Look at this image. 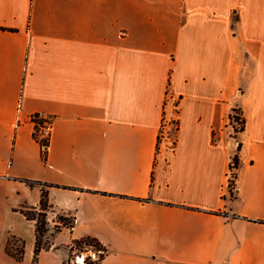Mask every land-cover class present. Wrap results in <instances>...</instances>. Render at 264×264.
<instances>
[{"label": "crops", "instance_id": "obj_1", "mask_svg": "<svg viewBox=\"0 0 264 264\" xmlns=\"http://www.w3.org/2000/svg\"><path fill=\"white\" fill-rule=\"evenodd\" d=\"M42 189L36 264L83 236L100 264H264V0H0V264H33Z\"/></svg>", "mask_w": 264, "mask_h": 264}, {"label": "trees", "instance_id": "obj_2", "mask_svg": "<svg viewBox=\"0 0 264 264\" xmlns=\"http://www.w3.org/2000/svg\"><path fill=\"white\" fill-rule=\"evenodd\" d=\"M229 119L233 121V123H239L238 129H234L236 132L243 130L244 127V120L241 117L239 111L235 108L231 110V114L229 115ZM37 140V139H35ZM39 142V141H37ZM41 145V143L39 142ZM239 145L237 146V150ZM43 156L46 154V149L42 151ZM238 165V155L235 153L231 158V164L229 165L230 177L234 178V170L237 168ZM49 203L47 199V193L44 189L41 191V197L39 201V208L36 214L32 213L31 210L25 211V216L29 219L35 220L36 225V240H35V248H34V255H33V264H36L37 255L41 248H46L47 246H43L40 243V233L47 231L46 226V212L49 210ZM36 215V216H35ZM58 224L54 226L53 233L58 232L60 230V226L65 227H72L73 226V219L63 217L62 215L57 216ZM79 250V253H72L75 250ZM85 250L92 249L95 252V256L92 257L91 255H86L83 257L82 264H100L101 260L103 259L104 255L106 254L107 250L105 246L99 242L96 238L90 236H83L80 238L72 239L71 243L68 246V254L67 257L63 260V264H73L74 255H80V253Z\"/></svg>", "mask_w": 264, "mask_h": 264}, {"label": "built area", "instance_id": "obj_3", "mask_svg": "<svg viewBox=\"0 0 264 264\" xmlns=\"http://www.w3.org/2000/svg\"><path fill=\"white\" fill-rule=\"evenodd\" d=\"M29 119L33 123V138L37 139L36 141H39L41 143V145H39L41 146L42 151L45 149L47 150L52 126L51 117L39 114H32L29 116ZM230 122L233 123L232 120H230ZM172 127H175V130L177 128L175 119H169L163 114L159 127L158 138L162 139L165 137H169V131ZM230 179L231 177L229 176V180ZM78 263L82 264V261H78Z\"/></svg>", "mask_w": 264, "mask_h": 264}, {"label": "rangeland", "instance_id": "obj_4", "mask_svg": "<svg viewBox=\"0 0 264 264\" xmlns=\"http://www.w3.org/2000/svg\"><path fill=\"white\" fill-rule=\"evenodd\" d=\"M232 124H233L234 129H238L239 123H232ZM174 132H175V127H172L170 129V131H169V136L171 137V139H172V137H174ZM30 212H31V214L32 213L36 214L37 211L36 212L35 211L33 212L31 210ZM51 233H53V232H51ZM40 234H41V236H40V243L43 244V246L49 245L50 240L48 238L47 231H45L43 233H40ZM75 253L76 254L79 253V250L76 249L72 253V255L75 254ZM86 255H91L92 257H94L95 256V252L92 249H90V250L83 249V251L80 253V255H74L73 264H79L78 261H77V258L80 257L83 260V257L86 256Z\"/></svg>", "mask_w": 264, "mask_h": 264}, {"label": "bare ground", "instance_id": "obj_5", "mask_svg": "<svg viewBox=\"0 0 264 264\" xmlns=\"http://www.w3.org/2000/svg\"><path fill=\"white\" fill-rule=\"evenodd\" d=\"M78 261H82V259L79 257V258H78Z\"/></svg>", "mask_w": 264, "mask_h": 264}]
</instances>
